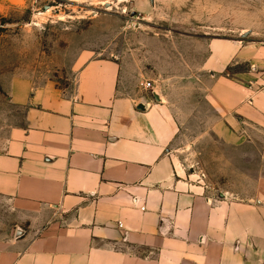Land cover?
<instances>
[{
    "label": "crops",
    "instance_id": "1",
    "mask_svg": "<svg viewBox=\"0 0 264 264\" xmlns=\"http://www.w3.org/2000/svg\"><path fill=\"white\" fill-rule=\"evenodd\" d=\"M201 43L185 81L141 74L152 90L94 50L66 89L11 75L0 264H264V45Z\"/></svg>",
    "mask_w": 264,
    "mask_h": 264
},
{
    "label": "rangeland",
    "instance_id": "2",
    "mask_svg": "<svg viewBox=\"0 0 264 264\" xmlns=\"http://www.w3.org/2000/svg\"><path fill=\"white\" fill-rule=\"evenodd\" d=\"M213 38L264 45V0H33L28 7L0 8V101L13 74L70 87L71 67L83 50L121 56L131 84L140 80L142 88L151 80L141 74L156 71L185 81L188 52ZM226 149V156L235 155Z\"/></svg>",
    "mask_w": 264,
    "mask_h": 264
},
{
    "label": "built area",
    "instance_id": "3",
    "mask_svg": "<svg viewBox=\"0 0 264 264\" xmlns=\"http://www.w3.org/2000/svg\"><path fill=\"white\" fill-rule=\"evenodd\" d=\"M143 89L144 90H152L153 87H152V82L151 81H147L144 86H143Z\"/></svg>",
    "mask_w": 264,
    "mask_h": 264
},
{
    "label": "bare ground",
    "instance_id": "4",
    "mask_svg": "<svg viewBox=\"0 0 264 264\" xmlns=\"http://www.w3.org/2000/svg\"><path fill=\"white\" fill-rule=\"evenodd\" d=\"M41 15H43V14H41Z\"/></svg>",
    "mask_w": 264,
    "mask_h": 264
}]
</instances>
